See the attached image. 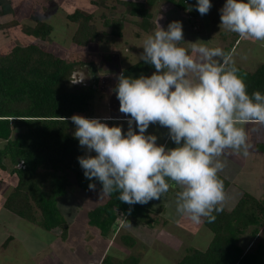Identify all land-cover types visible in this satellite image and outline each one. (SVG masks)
<instances>
[{"label":"clouds","instance_id":"1","mask_svg":"<svg viewBox=\"0 0 264 264\" xmlns=\"http://www.w3.org/2000/svg\"><path fill=\"white\" fill-rule=\"evenodd\" d=\"M211 7L210 0H197L195 5L201 16ZM159 19L137 57L154 66L155 72L139 78L121 72L117 78L119 112L130 117L127 132L100 119L70 117L76 125L74 138L86 149L78 163L86 179L102 184L103 195L119 192L117 199L128 205L147 204L179 187L177 213L195 224L203 218L212 223L213 213L222 211L225 200L218 173L226 162L220 158L226 150L248 155L244 125H264V94L249 95L221 48L196 42L190 54L178 46L183 40L181 22L173 21L164 30ZM220 21L226 31L242 39L264 42V0H226ZM157 123L168 129L176 147L166 150L157 146L156 136L145 135L150 124ZM91 152L96 155L87 154Z\"/></svg>","mask_w":264,"mask_h":264},{"label":"trees","instance_id":"2","mask_svg":"<svg viewBox=\"0 0 264 264\" xmlns=\"http://www.w3.org/2000/svg\"><path fill=\"white\" fill-rule=\"evenodd\" d=\"M163 2L169 7L189 14H199L195 8L197 0H113L123 8V16L113 18L101 14V23L109 29L112 39L122 37L124 24L131 19L139 29L148 33L151 28L150 8ZM90 4L96 8L114 9L107 0H94ZM13 14L9 0H0V16ZM37 24L25 28V34L44 41L50 33L39 18H33ZM67 20L76 26L72 43L86 47L103 36L96 25L93 13L76 10L68 14ZM15 23H8L9 27ZM231 49H225L226 56ZM75 63H69L42 49L36 44L15 45L4 56H0V141L4 142L0 150V171L8 170L15 176L16 182L2 203L5 210L25 220L43 231L61 230L66 226L61 220L57 200L74 185L77 190L90 191L89 184L102 190V184L95 178L88 180L78 163V157L86 155V149L79 145L78 139L71 134L73 115L91 118L94 92L91 88L80 91L67 89L68 77ZM80 65V63H78ZM87 65V64H86ZM88 66V65H87ZM238 75L247 85L249 95L254 91L264 94V65L247 72L237 65ZM154 66L140 61L121 72L125 77H148ZM120 72V74H121ZM119 74V75H120ZM118 78V77H117ZM118 79L112 88L115 92ZM124 115V119H130ZM110 123L114 121H109ZM124 128L122 132H127ZM134 131V129H133ZM258 150L264 154V143ZM95 156L94 153H87ZM224 192L229 182L220 174ZM171 183V182H170ZM119 192L106 195V202L88 213L89 225L102 236H107L118 218L132 222L135 226L146 225L153 230L158 224L165 225L158 218L151 217L153 205H128L117 199ZM215 220L204 226L211 232L212 239L204 252L187 248L184 256L174 264H264V243L257 244L247 252L239 247L242 235L255 239L264 226V201L249 193H243L232 210L214 212ZM10 239V238H9ZM9 239L3 244L6 247ZM128 247L134 246V239L121 236ZM136 257H129L115 263L106 257L101 264H138Z\"/></svg>","mask_w":264,"mask_h":264},{"label":"rangeland","instance_id":"3","mask_svg":"<svg viewBox=\"0 0 264 264\" xmlns=\"http://www.w3.org/2000/svg\"><path fill=\"white\" fill-rule=\"evenodd\" d=\"M9 1L13 14L0 16V56L6 55L15 45L36 44L56 57L66 59L69 63H75L73 68L88 65L93 84L91 90L94 92L92 113L95 114L108 111L113 116L122 115L119 112V101L116 93L112 92V88L123 68L141 61H137V57L143 52V41L146 35L153 34L156 30L155 21L158 16L162 17V19H159L157 23L164 30H167L169 21H175L176 17L180 19L183 24V43L180 47L187 49L190 54L192 43H207L206 46L209 48L219 47L224 51L227 47H231V44L238 36L236 33L226 31L221 26L220 9L226 0H210L212 7L203 16L181 11L175 12V9L169 7L168 4L165 5V3L161 2L159 6L150 8L152 13L150 22L153 27L148 33L142 32L134 23L139 22V20L130 18V21L124 24L122 37L119 39H112L107 35L109 29L102 26L100 18L101 14L112 16L113 18L123 16V8L113 3V0H107V4L113 6L114 9L96 8L90 4L94 0ZM76 10L88 14L93 13L96 18V25L103 34L101 38L86 47H80L72 43V36L76 26L67 20V16ZM34 17L39 18L47 28H50V33L44 41L25 34V28H33L37 24L33 19ZM13 22L15 23L14 25L4 27L8 23ZM194 22L201 25V30L195 31L193 29ZM230 59L234 65L252 72L258 66L264 65V42L239 38L231 51ZM66 86H68L66 87L67 89L72 87L70 82ZM100 120H107L104 123H108L111 119ZM244 127L249 146L248 155L245 156L226 150L220 158L226 162V166L219 174L230 182L222 205L226 210H231L243 191L248 192L250 187L257 185V188L260 187V191L264 189V154L257 149L259 144L264 143V125L253 124L244 125ZM75 130L76 125L72 123L71 134L74 135ZM3 146L4 142L0 141V150ZM9 168L8 165L7 171H0V264H44L47 259L51 260L54 258L55 264H69L67 261L69 255L64 257L62 261L57 259V253L60 251L58 243L50 247L43 246L39 251L40 243H43L41 236L45 237L44 240H48L50 234L14 216L3 208V201L16 182V178L10 173ZM239 187L246 189H240ZM71 189L76 191L72 192L73 190ZM92 190L88 192L80 191L72 185L71 188L67 189V194L58 199V204H60L58 207L61 214L63 211H67L70 215H75L74 220H72V225H75V229L72 231V236L67 239L70 244L72 243V247L75 243L78 245L77 241H79V245L87 247L85 250L92 248L95 253H98L102 242L99 236L97 238L94 237V229L87 224L86 212L90 207L101 206L106 195H103L102 190L99 188ZM175 190L177 193L180 191L179 187L173 186L166 194H163V198L152 200L155 207H160L161 205L162 207L164 206V209L166 208V217L169 219V223L157 234L156 230L148 234L143 228H136L131 223L130 225L128 223L123 225V227L126 225L123 228V233L134 236L138 243L131 250V255L142 258L143 261H148V264L175 263L180 260L186 247L196 245L197 248L201 249L204 246L203 242H208L211 238L210 231L203 224L204 218L200 224H195L187 217L177 213V195ZM251 194L254 195V193ZM259 196L260 194L256 197ZM261 196L264 199V193ZM13 232L15 237L13 241L9 242L6 247H1V244L6 240L5 237ZM154 234L158 235L159 238L155 237ZM180 238H182L184 247L178 252L170 250L164 242L166 240L168 244H171L169 240L178 242L181 241ZM260 243H264V228L260 231L257 238L253 240L245 236L241 241V246L251 245V248H253ZM117 245V243H111V250ZM31 247H34V249ZM75 250H77V247L72 250L73 253ZM158 254L162 259L160 257L158 259ZM165 255H169V257ZM155 258L158 260L153 262Z\"/></svg>","mask_w":264,"mask_h":264},{"label":"crops","instance_id":"4","mask_svg":"<svg viewBox=\"0 0 264 264\" xmlns=\"http://www.w3.org/2000/svg\"><path fill=\"white\" fill-rule=\"evenodd\" d=\"M177 10H175V12H176ZM196 19V18H195ZM197 20V19H196ZM175 21H179V22H181L180 21V19L178 18V17H176V19H175ZM169 23H171V21H169ZM169 23H167V26H168V24ZM195 24L193 25L194 26V30L195 31H197V30H201V25L199 24V23H196V22H194ZM182 24V23H181ZM183 25V24H182ZM152 27H153V25L151 26V28L150 29H152ZM182 29H183V26H182ZM240 37L239 36H237L236 38H235V40L233 41V44H231V47L229 48V49H231L230 50V53L228 54V56L227 57H230V54H231V51L233 50V48L235 47V45L237 44V42H238V39H239ZM183 43V41L182 42H180V44L178 45V46H180L181 44ZM227 49H228V47H227ZM225 50V49H224ZM224 52V51H223ZM254 59V58H253ZM245 61V60H244ZM249 61V60H248ZM240 67V66H239ZM240 68H242V67H240ZM243 69V68H242ZM244 70V69H243ZM246 71V70H245ZM153 72H155V70L154 71H151L149 74H148V77H150L152 74H153ZM248 72V71H247ZM94 118H96V119H105V118H109V119H111L112 121H114V122H112V123H110V122H108L107 123V125L109 126V127H112V126H120L121 128H122V130L124 129V128H128V124H127V120L128 119H124V115H123V113H122V115H118V116H113L112 114H110L108 111H105V112H103V113H97V114H95V113H93L92 114V116H91V118H87V119H94ZM253 124H257V123H248V124H246V125H253ZM257 125H261V124H257ZM132 128L134 129V132L135 133H137L138 134V129L136 128V126H135V123L133 122V125H132ZM145 135H154V136H156L157 137V146H159V145H164L165 146V148H166V150L167 149H171V148H174V147H176V145L169 139V136H168V129L167 128H165V127H162V126H160L158 123L157 124H150V126H149V128L147 129V131L145 132ZM91 153H94L95 154V152H91ZM219 174V173H218ZM222 176V175H221ZM222 177H224V176H222ZM225 178V177H224ZM226 179V178H225ZM227 180V179H226ZM228 181V180H227ZM229 182V181H228ZM229 186H230V182H229ZM240 189H246V188H242V187H239ZM260 187H258L257 188V185H254V186H252V187H250V189H249V191L247 192V191H243V193H249L250 195H252L253 197H255L256 199H259V200H263L264 201V199H262V196L261 195H263V193H264V189L263 190H261L260 191V189H259ZM71 190H73V189H71ZM76 190H73L72 192H75ZM90 191H93V190H90ZM258 191H260V192H258ZM71 192V193H72ZM88 192V191H87ZM175 192H176V190H175ZM254 193V195L253 194H251V193ZM243 193H242V195H243ZM255 193H257V194H255ZM67 194V193H66ZM164 194H166V193H164ZM258 194H260V196L259 197H256ZM176 195H177V192H176ZM241 195V196H242ZM65 196V195H64ZM241 196H240V198H241ZM164 196L162 195L161 196V198H163ZM60 198H62V197H60ZM239 198V199H240ZM59 199V198H58ZM238 199V200H239ZM106 198H103V204L106 202ZM149 203H151L152 205H153V210H154V212L151 214V217H153V218H158L159 220H161L160 222L162 223V221H163V219H165L166 221H167V223L165 224V225H163V224H158L153 230H149V228L144 224V225H142V226H135L132 222H126L124 219H122V218H118L117 220H116V222H115V225L112 227V229H111V231H110V233L107 235V236H102L97 230H95L94 228V237H96L97 238V236H99L100 237V241L102 242L101 244H100V249H99V252L98 253H95L94 252V249H92V248H90V249H87V250H85L87 247L86 246H81V245H79V241H77L78 242V245H76V243L75 244H73V247H72V243L70 244V242H68L67 241V239H69V237L70 236H72V231L75 229V225H72V220H74V218H75V215L74 216H72V215H70L69 213H67V211H63L62 212V214L60 213V216H61V218H62V220H63V222H64V224H65V226H66V233L64 234H62L61 233V230H54V231H43V232H45V233H48V234H50V238L48 239V240H44V236H41V238H42V240H43V243H40V249H39V251L41 250V248L43 247V246H46V247H50V246H52L53 244H57L58 243V249L60 250L58 253H57V259H59L60 261H62L63 260V258L64 257H66V256H68L67 257V261H68V263L69 264H101L102 263V261L106 258V257H110L112 260H113V262H115V263H120V262H123L124 260H126V259H128L129 257H136V258H138V260H139V263L138 264H148V261H143V259L142 258H139V257H137V256H134V255H131V250L133 249V247L135 246V245H137L138 243H137V240L134 238V236H132V235H128V234H126V233H123V228L126 226H124L123 227V225L125 224V223H128V225H130V223L132 224V226H134V227H136V228H143V230H146L147 232H148V234L150 233L151 234V232H153L154 230H156L157 232H156V234L158 233V231H160V230H162L169 222H168V218L166 217L167 215H166V213H167V210H166V208L164 209L161 205H160V207H155V205H154V203L152 202V200H150L149 201ZM237 203V202H236ZM235 203V204H236ZM57 205L58 206H60V204H58V200H57ZM235 206V205H234ZM233 206V207H234ZM224 208V207H223ZM58 209H59V212H60V208L58 207ZM94 208H92V207H90V208H88V210H87V212H86V222H87V224L89 225V223H88V213H89V211H91V210H93ZM225 209V208H224ZM233 209V208H232ZM231 209V210H232ZM226 210V209H225ZM226 211H230V210H226ZM205 219V218H204ZM71 225V226H70ZM90 226V225H89ZM70 227H72V228H70ZM91 227V226H90ZM37 228V227H36ZM92 228V227H91ZM264 228V226L260 229V231L262 230ZM209 231V230H208ZM211 233V232H210ZM259 234H260V232H259ZM258 234V235H259ZM124 235H126V236H130L131 238H133L134 239V246L133 247H128V246H126L122 241H121V239H120V237L121 236H124ZM257 235V236H258ZM83 236H84V234H83ZM154 236L155 237H157V238H159V236L158 235H155L154 234ZM245 236H248L251 240H253V238H251L249 235H248V232L247 233H245L244 235H242L241 236V238H240V240H239V243H238V245H239V247L244 251V253L245 252H247L249 249H251V245H252V243H251V245H249V246H241V241H242V239L245 237ZM6 238V240L7 239H9V242H11V241H13V239L15 238L14 237V232L12 233V234H10V235H8L7 237H5ZM41 238H39V239H41ZM257 238V237H256ZM211 239H212V234H211V238H210V240H208V242H203V245L205 246H202L203 248H197V246L196 245H193V247L192 246H189V247H191V248H194V249H196V250H198V251H201V252H204L205 250H206V248H207V245L209 244V242L211 241ZM6 240H4V242L1 244V247H3L4 248V246H3V244L6 242ZM164 240V239H163ZM180 240L181 241H178V242H174V241H171V240H169L170 242H171V244H168L167 242H166V240L164 241L166 244H167V246L169 247V249L170 250H172L173 252H175V251H180L181 250V248H183L184 246H183V244H182V238H180ZM66 241H67V243H66ZM31 242V241H30ZM106 242V243H105ZM253 242V241H252ZM105 243V244H104ZM111 243H117L118 245L113 249V250H111V248H110V245H111ZM28 244H29V242H28ZM77 247V250H75V252L73 253V249L74 248H76ZM188 247V248H189ZM31 248H33L34 249V247H31ZM79 249V250H78ZM179 249V250H178ZM186 249H187V247L185 248V250H184V254H185V252H186ZM113 251V252H112ZM158 252V251H157ZM160 253V252H159ZM184 254L181 256V258L184 256ZM165 256H168L169 257V255H165ZM159 257L161 258V256H159V254H158V259H159ZM180 258V259H181ZM158 259H154L153 260V262L155 261H157ZM162 259V258H161ZM55 258L54 259H51V260H46L45 262H44V264H55ZM177 262V261H176ZM175 262V263H176ZM172 264H174V263H172Z\"/></svg>","mask_w":264,"mask_h":264},{"label":"flooded vegetation","instance_id":"5","mask_svg":"<svg viewBox=\"0 0 264 264\" xmlns=\"http://www.w3.org/2000/svg\"><path fill=\"white\" fill-rule=\"evenodd\" d=\"M85 68H88L87 66H82V67H79V68H73L69 77H68V82L71 83L72 87L74 90H77V91H80L84 88H93V84H92V80H91V74L89 72V69H88V73H89V84L87 86H85L84 84H77L75 85L72 81H80L81 78L83 77V71ZM76 73V74H75ZM75 74V79H72L71 76Z\"/></svg>","mask_w":264,"mask_h":264},{"label":"water","instance_id":"6","mask_svg":"<svg viewBox=\"0 0 264 264\" xmlns=\"http://www.w3.org/2000/svg\"><path fill=\"white\" fill-rule=\"evenodd\" d=\"M76 74V73H75ZM75 74H73L72 76H71V78L72 79H75L76 77H75ZM89 76H88V68H85L84 69V71H83V77L81 78V80L80 81H78V82H76V83H74L75 85H77V84H84L85 86H87L88 84H89Z\"/></svg>","mask_w":264,"mask_h":264},{"label":"built area","instance_id":"7","mask_svg":"<svg viewBox=\"0 0 264 264\" xmlns=\"http://www.w3.org/2000/svg\"><path fill=\"white\" fill-rule=\"evenodd\" d=\"M106 121H107V120H106ZM106 121H101V122H106ZM109 121H111V120H109ZM109 121H108V122H109Z\"/></svg>","mask_w":264,"mask_h":264}]
</instances>
